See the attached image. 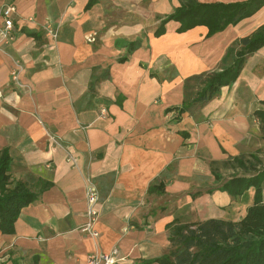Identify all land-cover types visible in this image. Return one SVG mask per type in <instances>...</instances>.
<instances>
[{"label":"crops","instance_id":"1","mask_svg":"<svg viewBox=\"0 0 264 264\" xmlns=\"http://www.w3.org/2000/svg\"><path fill=\"white\" fill-rule=\"evenodd\" d=\"M187 1L0 0L15 8L0 45V154L12 183L36 195L0 233V264H87L113 249V264H142L167 251L175 224L244 215L253 188L233 196L222 185L241 171L235 157L262 148L264 45L210 99L192 101L187 79L227 64L230 44L264 23V5L210 36L174 20L157 35ZM88 179L97 237L80 230Z\"/></svg>","mask_w":264,"mask_h":264},{"label":"trees","instance_id":"2","mask_svg":"<svg viewBox=\"0 0 264 264\" xmlns=\"http://www.w3.org/2000/svg\"><path fill=\"white\" fill-rule=\"evenodd\" d=\"M92 1H89V4ZM264 5V0H244L231 3H200L189 0L167 15L156 30L164 32L169 20L179 22L178 32L195 26L207 28V36L234 25L253 15ZM264 45V23L256 29L235 39L227 49L230 61L220 70L200 73L187 79L197 88L191 91L192 101H204L213 97L221 86L231 84L237 78L244 58ZM123 57L121 61H124ZM190 89V87H188ZM185 110L180 108V112ZM264 127V111L256 112ZM255 153L240 155L233 159L234 171L222 185L233 196L253 188V199L245 213L237 221L209 218L191 223L175 224L167 237L169 247L160 257L142 264H264V164L258 169L252 159ZM260 162V160H259ZM10 158L0 154V233L12 234L21 210L36 197L24 181L12 183L9 172ZM261 164V163H259Z\"/></svg>","mask_w":264,"mask_h":264},{"label":"built area","instance_id":"3","mask_svg":"<svg viewBox=\"0 0 264 264\" xmlns=\"http://www.w3.org/2000/svg\"><path fill=\"white\" fill-rule=\"evenodd\" d=\"M2 21L0 23V45L6 43L12 36L13 20L12 14L15 12V8L12 5L4 4L0 9ZM44 34L55 38L57 36V29L52 25V23L47 22L43 26ZM20 66L18 62L15 63L14 69L11 71V76L13 79H17V73ZM104 110H101L103 115ZM85 223L81 226L80 230L82 232L88 233L92 237H97L98 233L93 230L94 223L98 219V209L97 200L98 194L95 185L91 180H87L85 190ZM117 251L115 249L111 250L109 253L105 252H92L87 256V264H113L115 261V255Z\"/></svg>","mask_w":264,"mask_h":264},{"label":"rangeland","instance_id":"4","mask_svg":"<svg viewBox=\"0 0 264 264\" xmlns=\"http://www.w3.org/2000/svg\"><path fill=\"white\" fill-rule=\"evenodd\" d=\"M178 1V3H181V2H183V1H185V0H177ZM169 2L171 3V0H169ZM172 3H173V1H172ZM171 3V4H172ZM253 153H255L256 154V158L257 159H255V158H253L252 159V161H253V163H254V165H255V167L256 168H258V169H260L262 166H263V164H264V132H263V139H262V148H259L258 149V151L256 150V151H254ZM259 160H260V162H259ZM259 163H261V164H259ZM226 166L227 167H225V168H223L222 170V172L224 173V177H227L229 174H231L232 173V169H230V168H228V165L226 164ZM237 170V169H236ZM240 173L242 172V171H239ZM225 179V178H224ZM223 179V180H224ZM226 180V179H225ZM249 195V193L247 192V193H245V195H244V197L242 198V201H244L245 200V198L247 197ZM248 198H249V196H248ZM262 198H264V190H262ZM244 204H246V203H244ZM235 215L234 214H232L231 215V217H234Z\"/></svg>","mask_w":264,"mask_h":264}]
</instances>
